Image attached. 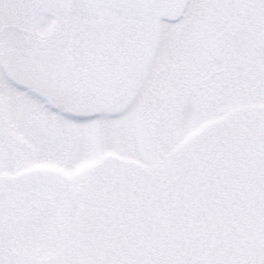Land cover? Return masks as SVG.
I'll return each mask as SVG.
<instances>
[{"label":"snow or ice","instance_id":"obj_1","mask_svg":"<svg viewBox=\"0 0 264 264\" xmlns=\"http://www.w3.org/2000/svg\"><path fill=\"white\" fill-rule=\"evenodd\" d=\"M0 264H264V0H0Z\"/></svg>","mask_w":264,"mask_h":264},{"label":"rangeland","instance_id":"obj_2","mask_svg":"<svg viewBox=\"0 0 264 264\" xmlns=\"http://www.w3.org/2000/svg\"><path fill=\"white\" fill-rule=\"evenodd\" d=\"M210 59L220 67H238L242 61V55L238 51H233L231 57H225L224 53L217 51Z\"/></svg>","mask_w":264,"mask_h":264}]
</instances>
